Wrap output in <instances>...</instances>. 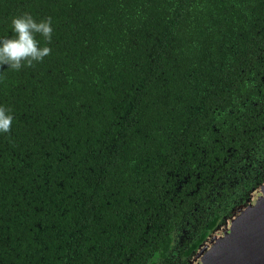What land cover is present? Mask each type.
I'll use <instances>...</instances> for the list:
<instances>
[{
	"label": "trees",
	"instance_id": "trees-1",
	"mask_svg": "<svg viewBox=\"0 0 264 264\" xmlns=\"http://www.w3.org/2000/svg\"><path fill=\"white\" fill-rule=\"evenodd\" d=\"M22 12L52 33L0 65V264H149L193 143L254 94L264 0H0V37Z\"/></svg>",
	"mask_w": 264,
	"mask_h": 264
},
{
	"label": "flooded vegetation",
	"instance_id": "flooded-vegetation-1",
	"mask_svg": "<svg viewBox=\"0 0 264 264\" xmlns=\"http://www.w3.org/2000/svg\"><path fill=\"white\" fill-rule=\"evenodd\" d=\"M250 74L254 94L212 123L213 138L204 134L193 143L198 149L187 162L194 174L184 180L189 192L175 195L180 216L149 264H191L207 237L264 182V60Z\"/></svg>",
	"mask_w": 264,
	"mask_h": 264
},
{
	"label": "water",
	"instance_id": "water-1",
	"mask_svg": "<svg viewBox=\"0 0 264 264\" xmlns=\"http://www.w3.org/2000/svg\"><path fill=\"white\" fill-rule=\"evenodd\" d=\"M191 264H264V182L207 237Z\"/></svg>",
	"mask_w": 264,
	"mask_h": 264
},
{
	"label": "clouds",
	"instance_id": "clouds-1",
	"mask_svg": "<svg viewBox=\"0 0 264 264\" xmlns=\"http://www.w3.org/2000/svg\"><path fill=\"white\" fill-rule=\"evenodd\" d=\"M51 18L37 21L29 12H22L11 17L10 27L13 35L0 37V65L19 70L23 64L32 65L49 54L50 48L41 45L36 36L39 34L45 41L51 40ZM11 111L0 106V132H8L12 123Z\"/></svg>",
	"mask_w": 264,
	"mask_h": 264
}]
</instances>
